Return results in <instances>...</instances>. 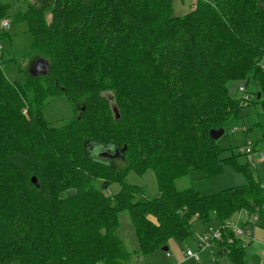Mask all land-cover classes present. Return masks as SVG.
<instances>
[{"label":"trees","instance_id":"16d2710c","mask_svg":"<svg viewBox=\"0 0 264 264\" xmlns=\"http://www.w3.org/2000/svg\"><path fill=\"white\" fill-rule=\"evenodd\" d=\"M173 1H17L11 23L25 24L28 55L49 72L12 83L1 52L0 264H131L170 240L192 239L193 219L205 230L240 210L264 221L261 183L236 156L221 158L209 136H225L249 104L264 120V0H196L182 16ZM7 36L1 30L0 42ZM239 81L255 86L246 106L229 92ZM61 96L73 115L51 126L42 112ZM124 147L118 159L102 156ZM226 163L245 185L209 196L175 187L192 172L217 176ZM148 170L155 198L126 182ZM112 184L118 192L106 194ZM121 213L138 250L117 233ZM222 238L212 264H244L242 239Z\"/></svg>","mask_w":264,"mask_h":264},{"label":"rangeland","instance_id":"374dc122","mask_svg":"<svg viewBox=\"0 0 264 264\" xmlns=\"http://www.w3.org/2000/svg\"><path fill=\"white\" fill-rule=\"evenodd\" d=\"M18 0H0V7L7 5L6 16L4 20L8 21V28L5 30L8 36L0 43L3 47L1 69L4 76L12 83L23 84L26 80V75L29 74L31 63L35 60L33 55L29 56V47L31 44V35L26 31L24 23H11V19L16 11ZM196 4V0H174L173 15L182 16L190 12L191 7ZM2 21V20H1ZM0 21V22H1ZM245 88L249 94L254 93L255 86L249 82L246 86L244 81L234 82L229 85L230 94L238 98L242 97L239 88ZM248 94V95H249ZM251 96L249 95V100ZM112 104V103H111ZM73 107L61 96L49 103L42 112V115L47 123L51 126H61L67 122L73 115ZM258 108L252 104L242 109V119L235 123L234 128L227 131L225 136L218 139L219 146L224 149L221 158L236 156L235 165H247L248 173L253 179L260 181L264 198V120L258 115ZM254 145L255 152L253 154L244 155V150L247 145ZM253 148V147H252ZM261 151V152H258ZM263 156L261 159L260 157ZM254 157V162L251 163ZM116 167V166H115ZM118 167H120L118 165ZM128 184L142 188L143 194L147 198H155L158 195L155 176L152 171L148 170L142 176H138L130 172L126 177ZM246 178L242 171H239L233 163L223 164L220 174L210 178L200 177L196 172H192L187 176L179 178L175 181V187L178 190L193 189L195 192L209 196L216 194L225 189L245 185ZM119 190V185L112 184L106 194H115ZM241 219V215L235 213L227 220ZM226 220V221H227ZM261 226H249L248 232L250 238H244L245 246V263L244 264H264L261 259V244L264 243V221L260 219ZM118 234L128 240L130 249L138 250L137 238L133 226L130 224L127 214L119 215ZM210 226H217V223ZM205 226L197 219L192 221L193 237L185 242L170 240L167 244L169 250L155 251L144 256L135 257L131 264H211L210 249L198 251L195 245V240L205 232ZM228 233V232H227ZM240 239V238H239ZM127 246V245H126ZM197 252L199 261L194 259H186V251ZM165 254L171 258L165 257ZM167 263H166V262ZM227 264V263H226Z\"/></svg>","mask_w":264,"mask_h":264},{"label":"built area","instance_id":"2783aa9c","mask_svg":"<svg viewBox=\"0 0 264 264\" xmlns=\"http://www.w3.org/2000/svg\"><path fill=\"white\" fill-rule=\"evenodd\" d=\"M195 9V4L191 7V10ZM8 28V21L2 20L0 22V31L6 30ZM3 51V47L0 44V55ZM239 91L242 93V97L240 100V103L244 106H246V103L249 100V95L245 91V88L240 87ZM244 153L246 154H253L251 145H247V147L244 150ZM263 156L260 157V159ZM252 163H254V160L252 159ZM239 215H241L240 218H236L234 220H227L223 222L222 224L218 225L216 228L209 227L205 233H203L201 236H199L194 242L196 245V248L198 251H203L204 249H211L214 242H221L223 240V235L226 232H231L235 237L241 238L242 240L244 238H250L249 232H248V226L252 225L257 222L258 216L256 214L250 215L245 210H240L237 212ZM228 243H231V239H226ZM185 257L187 258H193L195 260H198V253L192 252L190 250L186 251ZM261 259L264 262V243H262V250H261Z\"/></svg>","mask_w":264,"mask_h":264},{"label":"water","instance_id":"95a60500","mask_svg":"<svg viewBox=\"0 0 264 264\" xmlns=\"http://www.w3.org/2000/svg\"><path fill=\"white\" fill-rule=\"evenodd\" d=\"M48 72H49V65L48 63H46V61L43 59V58H37L35 59L31 65H30V68H29V74L30 76L32 77H41V76H46L48 75ZM260 94L257 95V97H259ZM113 112L116 113V111L114 110ZM224 134V130L222 129H219V130H211L209 132V136L210 138H212L213 140H218L219 138L222 137V135ZM126 149V147H124L122 149V153L123 151ZM108 158H118V154L116 152H114V154L112 155H107ZM31 183L33 185H35L36 187L38 186L37 184V181L34 177H32L30 179ZM70 195H74V191L73 190H69L68 192ZM161 250L163 252H167L168 248L167 247H163L161 248Z\"/></svg>","mask_w":264,"mask_h":264},{"label":"crops","instance_id":"0c3cea01","mask_svg":"<svg viewBox=\"0 0 264 264\" xmlns=\"http://www.w3.org/2000/svg\"><path fill=\"white\" fill-rule=\"evenodd\" d=\"M190 10H191V9H190ZM2 31H5V30H2ZM0 44H1V43H0ZM258 152H261V151H258ZM253 153H254V151H253ZM253 160H254V157H253ZM251 163H252V161H251ZM254 163H255V162H254ZM256 181H257V180H256ZM259 182H260V181H259ZM255 214L258 216L257 213H255ZM253 215H254V214H253ZM218 225H219V224H217V226H218ZM217 226H216V227H217ZM249 226H251V225H249ZM249 226H248V227H249ZM252 226H253V227H252L253 229H254V227H259V226H261V222H260L259 216H258V220H257V222L254 223V224H252ZM209 227L216 228V227H214V226H210V225L208 226V228H209ZM208 228H207V229H208ZM207 229L205 230V232L207 231ZM205 232H204V233H205ZM243 241H244V240H242V242H243ZM219 243H220V241H219V242H218V241H217V242H214L213 245H212V247H211V249H210V252H211V258H212L211 264H212V262H213V254H214V249H215L214 246H216V245L219 244ZM243 243H244V242H243ZM261 246H262V244H261ZM167 248H168V247H167ZM261 249H262V248H261ZM168 250H169V248H168ZM168 250H167V251H168ZM185 253H186V252H185ZM244 254H245V249H244ZM165 257H167V258H171L170 255H167V254H165ZM185 258H186V259H193V258H187V257H185ZM198 258H199V257H198ZM194 260H195V259H194ZM195 261L198 262L199 259H198V260H195ZM165 262H166V261H165ZM166 263H167V262H166Z\"/></svg>","mask_w":264,"mask_h":264},{"label":"flooded vegetation","instance_id":"af4514ba","mask_svg":"<svg viewBox=\"0 0 264 264\" xmlns=\"http://www.w3.org/2000/svg\"><path fill=\"white\" fill-rule=\"evenodd\" d=\"M114 152H116L118 154V158H120V155L122 154V152L117 151L115 148H105L103 150V155L102 156L107 157V155H112V154H114ZM104 157H103V159H107L108 158V157L107 158H104ZM118 158H108L107 160H111L112 161L113 159H118Z\"/></svg>","mask_w":264,"mask_h":264}]
</instances>
